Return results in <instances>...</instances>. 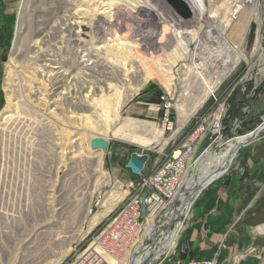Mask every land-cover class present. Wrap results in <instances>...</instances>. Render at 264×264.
I'll list each match as a JSON object with an SVG mask.
<instances>
[{"label":"rangeland","instance_id":"1","mask_svg":"<svg viewBox=\"0 0 264 264\" xmlns=\"http://www.w3.org/2000/svg\"><path fill=\"white\" fill-rule=\"evenodd\" d=\"M179 1L175 5L172 0H70L62 7L63 0H0V264H72L88 249L97 250L104 264H124L147 244L152 249L142 264H174L184 252L177 240L171 250L155 255L157 238L166 229L183 219L182 231L190 221L196 201L187 218L177 215L171 221L165 215L181 205L178 198L169 207L159 206L147 221L142 219L145 228L156 225L155 238L138 234L121 250L100 242L111 221L141 193L142 179L157 172L175 151H183L199 125L218 121L211 150L219 152L232 138L264 123L262 113L255 125L245 126L240 113L245 103L238 102L240 90H255L264 80L261 46H255L257 35L264 44V0H259V19L249 22L236 55L235 28L242 23L231 0ZM183 5L188 10L190 6L189 14ZM74 6L86 10L87 21L94 15L97 44L121 43L131 52L139 44L142 59L166 66L154 68L152 76L142 67L135 79L121 75L114 81L111 65L102 62L70 81L77 94L59 89L51 97L45 55H51L55 65L69 66L75 60V47L65 43L63 30V19ZM214 9L218 13L212 17ZM231 66L220 79V70ZM108 83H115L116 90L107 92ZM208 83L213 91L192 112ZM90 86L99 87L91 99L84 96ZM95 136H107L106 151L91 149L89 140ZM263 137L264 128L238 149L219 176L236 172L246 186L244 208L234 214L233 233L240 240L233 250L251 245L250 228L244 234L238 226L245 229L250 203L264 194V160L251 170L247 159L250 147ZM163 138L168 141L161 148ZM201 143L200 137L194 140L195 155ZM132 152L148 156L139 174L127 165ZM205 167L189 165L185 176L195 180ZM223 247L221 243L215 251L218 258L228 249ZM260 254L251 253L253 261L264 264ZM247 255L244 259L249 260L252 256Z\"/></svg>","mask_w":264,"mask_h":264},{"label":"bare ground","instance_id":"2","mask_svg":"<svg viewBox=\"0 0 264 264\" xmlns=\"http://www.w3.org/2000/svg\"><path fill=\"white\" fill-rule=\"evenodd\" d=\"M227 1H230V0H227ZM230 3H232V5H234L236 7V9H234L233 12L241 13V16H240L241 21L240 22L242 24L240 26H238L237 29L235 28V30H237V31H236V35L234 36L235 37L234 43L232 45V48L234 49V52L236 55V54L241 52L240 48H241V45L243 43V40L246 38L245 36L247 34L249 22L253 18L259 19V13H258L259 0H231ZM70 4H71L70 0H63V2H61L62 7H67ZM183 6H185V5H183ZM75 8L76 7L74 6L72 8V11L70 12V14L67 15L63 19V24H64L63 30L67 32V35L65 34L66 35L65 43H68L69 45H73V47H75V50H74L75 54L73 56V59H75V60L69 66H66L65 64L55 65L56 62L51 58V55H49V54L45 55V59H44L45 61L43 64L44 68L43 69H44V74H45L46 78L48 79L47 81H49V84H50V87L48 89L50 90L51 97H54L55 95H57L60 92V91L58 92L59 89H62V90L65 89L66 90L65 92L64 91L62 92L63 94L68 95L71 92L73 94H77L78 90L70 89V85H71L70 81L76 82L78 74L82 73L84 75H87L88 72L92 71L93 68L98 64L108 63L111 65V67H109V68H111V71L113 72L112 74L114 77L113 78L114 81H115V79H118L121 75H125V76L129 77L128 80L129 79H131V80L135 79V77L140 75L139 73L141 72V70H143L142 67H145L146 73L149 76L150 75L152 76V75H155L154 74V68L161 67L163 69V67L166 66L163 64L159 65L157 63L159 65V67H156L155 64L153 63V61L142 59L141 55H140L141 51L139 48V44H136L134 52H131L132 50L130 51L129 49L126 50L127 48L125 49V46H123L121 43L120 44L119 43L118 44H111V45L110 44H104V43L103 44H97L95 42L97 40V38H96L97 36H95L96 35L95 30L92 29L93 23L91 22V19L94 17V15H93V17L91 16L89 21H87L86 20L87 19L86 18L87 17L86 10L80 9V7L79 8L77 7L76 9ZM188 8L190 10V6ZM216 9H214L212 11V14H213L212 17H215L217 15L218 10H216ZM224 17L226 18V20H228L226 12L224 14ZM232 18H233V16H232ZM260 21H261V19H260ZM81 27L88 28L90 30V33L88 34V32H83ZM59 32H62V31H59ZM234 37H232V38H234ZM257 45L260 48V46H261L260 35L256 36L255 46H257ZM258 46H257V48H258ZM79 49H81L80 52H78ZM122 59H125V61L122 62L121 61ZM62 60H63V58H62ZM42 62L43 61H41V63ZM233 62H236V61H233ZM194 65L197 69L200 68V63H196ZM121 68L125 69V71L128 75L122 73ZM161 68H159L157 70H162ZM169 68L170 67L168 66V68H166V70ZM231 68H232V66L230 68L223 67L222 70H220V73H221L220 79H223L224 77H226L227 74L230 72ZM38 70H39V68H38ZM41 74H43V73H41ZM202 76H203V74H202ZM69 78H70V80H69ZM205 85H204V90H203V94H202L203 96L201 97L200 100H198V102H197L198 104L193 107L192 112L213 91V88L210 86L209 83L206 86ZM98 88H99L98 86L88 87L84 96L91 99V97L96 95ZM104 88L107 90V92H110L112 90H116V85H115V83L114 84L108 83L106 85V87H104ZM60 98H61V95H60ZM90 102H92V101H90ZM189 116H187L184 119L182 124H184V122H186L188 120ZM145 126H147V125H145ZM263 128H264V123L254 132L253 131L248 132L247 134H243L241 136L234 137L229 141L227 140L228 141L227 145L225 146L224 149L221 148L222 150H220L219 152H214L211 150V147H207V149L204 152L200 153L199 156L195 157L194 165L200 164V165L206 166L204 168L203 175L198 177L195 180L192 178V176H190V179L187 178L188 181H190L189 182V190H187V192H184V193H182V192L179 193L178 200L181 202V205L177 208L176 211H174L170 208L169 210H167V212H165L166 213L165 215L168 217V219L172 221L173 218L176 217L177 215H181L183 218H187V216L189 215V210L191 208V205L197 199L198 195L203 190V188H205L207 186V184L211 183L212 180H214L215 178H217L221 174H223L228 169L230 164L232 163L233 159L235 158V156L237 154L238 149L241 146H243L244 144L249 143L252 139H254L256 137V134L259 132V130L263 129ZM95 137H102V136H95ZM106 137H103V138L106 140ZM92 138H94V137H92ZM90 140H89V146H90ZM167 141L168 140H165V139H164V142L162 141L163 144L161 145V148L166 144ZM107 148H108V146H107ZM94 150H96V149H94ZM98 150H101V149H98ZM100 165H101V162H100ZM141 171L139 173H141ZM150 207H152V205ZM151 210H152V208H151ZM148 216L149 215H146L144 220L147 221ZM183 223H184L183 219L177 221L173 228L168 229L160 238H157L158 239V242H157L158 248L155 251L156 256H159L163 252H167L174 247L176 241L178 240L180 231L183 228ZM143 226L145 228L146 224L144 223ZM148 226H149V224H147L146 230L149 231L150 236L155 238L156 225H151L149 227ZM151 249L152 248L148 244L144 245L141 249H139V251H137L136 255L130 257V261L126 260V262L124 264H142L144 257H146L151 252Z\"/></svg>","mask_w":264,"mask_h":264},{"label":"crops","instance_id":"3","mask_svg":"<svg viewBox=\"0 0 264 264\" xmlns=\"http://www.w3.org/2000/svg\"><path fill=\"white\" fill-rule=\"evenodd\" d=\"M243 101L245 105L240 111L242 114L241 122L245 126H253L257 117L264 113V80L255 90L254 88L240 90L238 102L241 105ZM248 154L247 159L251 162L250 168L252 170L257 161L264 160V137L250 147ZM146 164H144L143 169H145ZM241 183L237 173L234 172L228 177H218L203 188L199 198L195 200L190 221L180 231L178 237V247L184 251L179 254L180 259L209 258L220 247L221 243L224 247L226 245L228 249L223 247L225 252L219 258L220 264H241L242 262L244 264L247 261L248 264H257L251 255L254 251L258 254L261 253L260 255L264 257V251H262L264 249V194L250 203L249 224H243L245 229L240 225L238 226L239 229L242 228L244 234L247 232V227L250 228L248 230L249 235L252 234L250 248L247 250L242 248L243 251L233 250L234 245L236 246V240H240L233 233L234 214L236 211H242L245 203L246 189L244 187L246 186ZM249 185L251 186V184ZM247 253V256H252L249 257V260L244 259V255Z\"/></svg>","mask_w":264,"mask_h":264},{"label":"built area","instance_id":"4","mask_svg":"<svg viewBox=\"0 0 264 264\" xmlns=\"http://www.w3.org/2000/svg\"><path fill=\"white\" fill-rule=\"evenodd\" d=\"M261 54L264 58V44L261 45ZM218 132V121L211 122L209 126L199 125L190 137H188L186 147L183 151H175L172 158L163 164L157 172L142 179L143 182L140 186L141 193L136 195L133 199H130L120 214L111 221L100 244L104 245L105 243L106 245L109 243L113 245V248L120 249L124 246L125 241L129 239L135 240L138 234L145 237L150 234L149 231L144 228L142 219H145L146 215L151 216V213L159 208V206L165 204L164 207L166 205L169 207L178 198L180 192H187V188H189V176H185V169L195 162L196 155L192 148L194 140L200 137L201 143L203 138L208 135L210 137V144L208 147H213L218 138ZM145 190L146 196L143 198L145 212L143 213L141 211V200L142 193ZM151 205L152 207H150ZM167 230L168 229H166L160 237ZM105 245L102 247H105ZM217 253L218 252H214L211 257L203 259L190 258L188 260H182L177 258L174 260V264H219ZM103 261L105 262V259H101L97 250L88 249L72 264H104Z\"/></svg>","mask_w":264,"mask_h":264},{"label":"water","instance_id":"5","mask_svg":"<svg viewBox=\"0 0 264 264\" xmlns=\"http://www.w3.org/2000/svg\"><path fill=\"white\" fill-rule=\"evenodd\" d=\"M172 1L174 2L175 5H178V3L179 4L181 3L179 0H172ZM183 9L186 15L189 14L190 11L187 9L186 6ZM262 124L263 122L257 125L252 131L254 132L255 130H257ZM209 144H210V137L206 135L203 138L201 145L198 147V150L196 152V157L199 156L200 153L204 152L209 146ZM107 146H108V142L103 137H94L90 140L91 149H101L103 151H106ZM147 158H148L147 154L132 152L127 165L131 168L132 172L139 173L143 169L144 163L146 162ZM145 196H146V191L143 193L142 200H141V211L143 213L145 212V204L143 201V198Z\"/></svg>","mask_w":264,"mask_h":264}]
</instances>
